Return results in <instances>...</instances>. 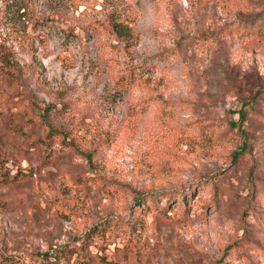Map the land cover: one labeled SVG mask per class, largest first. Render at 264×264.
Listing matches in <instances>:
<instances>
[{
	"label": "rangeland",
	"instance_id": "obj_1",
	"mask_svg": "<svg viewBox=\"0 0 264 264\" xmlns=\"http://www.w3.org/2000/svg\"><path fill=\"white\" fill-rule=\"evenodd\" d=\"M6 51L0 264H264V0H0Z\"/></svg>",
	"mask_w": 264,
	"mask_h": 264
},
{
	"label": "trees",
	"instance_id": "obj_2",
	"mask_svg": "<svg viewBox=\"0 0 264 264\" xmlns=\"http://www.w3.org/2000/svg\"><path fill=\"white\" fill-rule=\"evenodd\" d=\"M115 31L120 33L121 35L126 34V27L122 25V23L115 24ZM0 67H9L16 68L17 62L14 60L10 51L1 52L0 53ZM129 82H127V85ZM126 85V83H125ZM241 117H243V111L241 110L239 113ZM2 179H6L10 177L9 173H6L0 169ZM102 234V233H98ZM86 242V241H84ZM66 246L56 247L52 251H46L43 253V264H94V259L98 258L100 263L104 264H119L120 258L119 254L112 252V255L104 253H95L92 254L89 251L90 243H86L84 248L80 247L77 250L76 248L70 249L69 247L65 249ZM122 250V249H121ZM87 251V252H85ZM78 253V254H76ZM124 253V252H123ZM123 255V254H122ZM110 258V260H108Z\"/></svg>",
	"mask_w": 264,
	"mask_h": 264
}]
</instances>
